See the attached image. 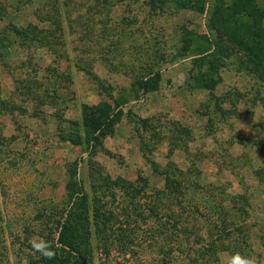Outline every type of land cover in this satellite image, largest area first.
Listing matches in <instances>:
<instances>
[{
  "label": "rangeland",
  "instance_id": "obj_1",
  "mask_svg": "<svg viewBox=\"0 0 264 264\" xmlns=\"http://www.w3.org/2000/svg\"><path fill=\"white\" fill-rule=\"evenodd\" d=\"M211 11L0 0V264H264V83ZM101 102L110 133L86 146L81 114ZM68 180L83 256L57 243Z\"/></svg>",
  "mask_w": 264,
  "mask_h": 264
},
{
  "label": "trees",
  "instance_id": "obj_2",
  "mask_svg": "<svg viewBox=\"0 0 264 264\" xmlns=\"http://www.w3.org/2000/svg\"><path fill=\"white\" fill-rule=\"evenodd\" d=\"M206 1L204 0L205 3ZM209 5L212 10L210 23L216 27V31L220 35H226L230 40H233L234 45L245 54L251 69L255 71L264 83L262 8L254 0H209ZM229 17H243L244 20L238 22L232 28L229 26ZM153 75L139 82L138 87L142 92L155 90L156 83ZM114 105H117V103L115 102ZM81 115L82 125L87 134L84 138L86 146L110 133L109 130L113 124V112L108 103L101 102L93 107L85 106V110H83ZM154 170L156 171L157 169ZM181 190L182 188L178 189L176 187L167 196L178 195L182 192ZM65 191L70 193L69 198L72 203L69 209L71 210L67 212L59 226L57 243L68 251L83 256L81 234L87 232V217L82 189L79 185L76 186L75 182L68 180L65 185ZM224 230V232H227L225 228ZM216 234L217 239H221L225 235H222L221 229H218ZM208 246L206 251L214 254V248Z\"/></svg>",
  "mask_w": 264,
  "mask_h": 264
},
{
  "label": "clouds",
  "instance_id": "obj_3",
  "mask_svg": "<svg viewBox=\"0 0 264 264\" xmlns=\"http://www.w3.org/2000/svg\"><path fill=\"white\" fill-rule=\"evenodd\" d=\"M36 251H40V254L45 256L48 259H51L55 253L52 251V246L48 242H43V249H35ZM242 264H256L254 258H243Z\"/></svg>",
  "mask_w": 264,
  "mask_h": 264
}]
</instances>
